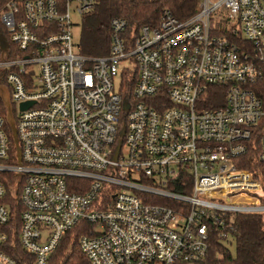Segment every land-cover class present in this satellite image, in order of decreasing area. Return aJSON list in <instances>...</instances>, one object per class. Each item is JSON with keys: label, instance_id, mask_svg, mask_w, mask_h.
Returning <instances> with one entry per match:
<instances>
[{"label": "built area", "instance_id": "2783aa9c", "mask_svg": "<svg viewBox=\"0 0 264 264\" xmlns=\"http://www.w3.org/2000/svg\"><path fill=\"white\" fill-rule=\"evenodd\" d=\"M94 1L0 0V264L18 249L48 264L84 221L91 264H195L212 233L233 243L236 214L264 213L237 164L264 163V0H202L138 28L116 17L89 56L71 14Z\"/></svg>", "mask_w": 264, "mask_h": 264}, {"label": "trees", "instance_id": "16d2710c", "mask_svg": "<svg viewBox=\"0 0 264 264\" xmlns=\"http://www.w3.org/2000/svg\"><path fill=\"white\" fill-rule=\"evenodd\" d=\"M201 1L95 0L91 9L82 15L79 51L89 56L106 54L110 42L109 23L113 18H124L130 27L135 28L156 23L164 10H169L178 19H186L199 10ZM260 70L261 76L256 82L255 90L264 98V62ZM14 128L15 124L7 120L5 131L10 138ZM254 157L255 152H250L241 160L243 162L237 164L241 168L252 171L254 176L261 180L264 188V163L257 159L253 161ZM172 188L175 191H182L178 187ZM16 205L18 210L12 206L15 214L12 225L17 228L20 207L17 203ZM86 226L84 221L68 230L51 255L48 264H91L78 243L79 235ZM232 234L233 251L212 233L208 239L206 255L195 264H264V213L236 214ZM16 256L19 260L21 259L20 264H30V256L23 251L16 250Z\"/></svg>", "mask_w": 264, "mask_h": 264}, {"label": "rangeland", "instance_id": "374dc122", "mask_svg": "<svg viewBox=\"0 0 264 264\" xmlns=\"http://www.w3.org/2000/svg\"><path fill=\"white\" fill-rule=\"evenodd\" d=\"M75 4L72 5V8H74ZM90 10V9H89ZM88 10V11H89ZM87 11V12H88ZM71 18L73 20V26H72V33H73V40L75 42H77L80 38V31H81V23H82V15H79L78 13H72L71 14ZM112 20V19H111ZM5 86L8 87L7 83H4ZM115 86L116 87H119V80H116L115 81ZM8 93L6 92L5 93V98L7 99L8 98ZM11 106L13 109H16L17 108V105L15 103H11ZM10 120V122H15V119H8ZM228 248L233 251L234 250V244L231 243Z\"/></svg>", "mask_w": 264, "mask_h": 264}, {"label": "water", "instance_id": "95a60500", "mask_svg": "<svg viewBox=\"0 0 264 264\" xmlns=\"http://www.w3.org/2000/svg\"><path fill=\"white\" fill-rule=\"evenodd\" d=\"M26 105H27V103H23V104L21 105V108H24ZM12 135L15 136V131H13Z\"/></svg>", "mask_w": 264, "mask_h": 264}]
</instances>
